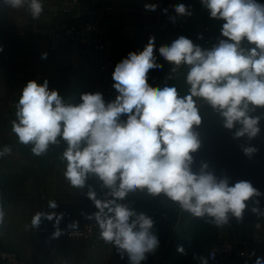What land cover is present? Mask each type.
Segmentation results:
<instances>
[{
  "label": "clouds",
  "instance_id": "obj_1",
  "mask_svg": "<svg viewBox=\"0 0 264 264\" xmlns=\"http://www.w3.org/2000/svg\"><path fill=\"white\" fill-rule=\"evenodd\" d=\"M25 2L9 0L13 7ZM202 2L211 18L225 21L221 35L227 39L212 50H202L180 36L170 46L159 48L166 61L191 66L186 76L188 95L179 96L175 87L148 84L149 70L161 67L155 62L150 38L143 51L130 52L115 66L113 87L119 94L113 102L105 104L100 93H87L81 96L82 103L65 105L57 91L48 90L46 80L42 85L29 81L19 100V122H13L12 131L21 143H31L33 153L41 155L61 137L68 144L63 158L70 184L82 187L93 173L112 189V200H96L93 192L89 196L99 209L95 219L101 238L114 243L122 257L126 253L130 264H141L159 242L150 231L151 218L117 203L129 191L146 187L153 195L163 193L195 217H213L217 225L227 222L229 212L239 218L245 201L258 194L248 182L230 187L226 179L217 182L211 173H192L189 165L190 153L199 147L192 128L201 123L194 97L219 110L226 128L242 124L237 136L247 133L253 137L259 131L258 118H251L248 112L250 105L264 106V5L256 0ZM29 8L33 18L42 11L39 0H30ZM145 8L155 11L156 5ZM175 11L190 14L184 4H177ZM245 39L255 47L242 48ZM121 114H127L126 122H120ZM38 221L39 214L33 223ZM256 264L264 261L257 259Z\"/></svg>",
  "mask_w": 264,
  "mask_h": 264
},
{
  "label": "crops",
  "instance_id": "obj_2",
  "mask_svg": "<svg viewBox=\"0 0 264 264\" xmlns=\"http://www.w3.org/2000/svg\"><path fill=\"white\" fill-rule=\"evenodd\" d=\"M62 1L39 0L42 11L36 18H33L29 8L30 0L19 7H13L9 0H4L0 8V42L5 45L4 51L0 52V170L25 174L26 177V181L16 191L0 198V212L3 213L0 219V245L16 249L23 256L24 264H58V256L62 250L76 257L74 248L78 241L87 242L86 255L101 252L105 247L112 249L116 257L113 244L93 247L90 240H73L67 235L74 227L97 222L95 214L99 209L89 192L95 193V199L103 202L115 199L111 195L112 189L104 186L98 176L92 177L91 174L87 175L82 187L70 184L64 175L67 161L63 158V153L68 148L67 142L59 148H50L45 153L36 155L32 151L33 145L21 143L12 131L13 122H19L12 101L21 97L27 81L36 80L42 85L46 80L48 90L57 91L65 105L82 103L81 96L87 93H100L103 97L99 74L95 67L87 63L80 49H75L68 43L63 44L59 51L50 49L49 29L64 19L60 11ZM103 2L112 6L103 22L106 35L118 46V63L127 58L130 52L143 51L150 38L154 41L157 63L160 54L156 53H159L158 47L163 39L172 43L183 36L179 29L181 23L214 36H222L223 23H218L217 19H206V6L202 0ZM152 4L156 5L155 11L145 8V5ZM177 4H184L190 14H177ZM185 68L188 73L189 65ZM177 72L182 74L181 69ZM119 120L126 122L127 114L120 116ZM83 146L85 145H81ZM38 159L42 162H38ZM118 185L119 180L116 182L117 187ZM53 203L55 207L51 206ZM117 203L147 217L151 209L166 212L169 217L177 214L181 208L178 202L172 201L163 193L153 195L146 187L129 191ZM38 214L39 221L34 224L33 219ZM165 223L166 221L153 222L151 233L155 236L165 235L168 232ZM158 225H165L166 228ZM245 235L244 233L241 237ZM252 245L255 246L249 264H256L257 259L264 261V241L262 244ZM160 253L157 250L155 257L157 254L159 257ZM156 258L154 259L157 260ZM121 261H117L118 264H130L127 254Z\"/></svg>",
  "mask_w": 264,
  "mask_h": 264
},
{
  "label": "built area",
  "instance_id": "obj_3",
  "mask_svg": "<svg viewBox=\"0 0 264 264\" xmlns=\"http://www.w3.org/2000/svg\"><path fill=\"white\" fill-rule=\"evenodd\" d=\"M4 0H0V8ZM112 10V6L103 2V0H63L60 3V11L64 19L49 29V45L52 51H59L63 44H70L71 47L80 49L87 63L95 67L97 70L101 84L103 86V99L105 104L113 102L119 94L113 87L115 81L112 78L115 66L118 64L117 54L118 46L108 35L104 26L105 16ZM179 29L183 32V36L189 38L195 46H199L202 50H212L222 39V36H214L194 29L184 23L179 25ZM82 46L84 48H80ZM244 49L254 48L255 45L241 43ZM5 45L0 42V52L4 51ZM191 66L189 65V68ZM36 81V80H35ZM37 82V81H36ZM38 83V82H37ZM39 84V83H38ZM40 85V84H39ZM190 85L188 84V94ZM196 101L198 110L205 108L215 112L206 100L200 97L193 98ZM20 98L12 101L16 113L19 110ZM57 143L49 144L48 149L59 147L66 143L61 137H57ZM132 204L134 201H130ZM130 202H126L129 204ZM125 203V202H124ZM107 211V209H105ZM182 208H179L177 215H181ZM149 218L153 222L167 221L168 214L157 210H149ZM179 222L178 218H172L171 225L168 226V235L166 246L171 242L172 234ZM224 224V223H223ZM218 225V233L214 243L207 250L206 259L208 264H249L252 260V251L250 245L262 244L264 241L261 231L264 230L262 221L254 222L252 229L246 232L241 240L228 238L222 229V225ZM101 229L97 222L87 223L81 227H74L67 233L68 237L73 240L87 239L92 241V246L113 244L116 257L119 262L126 253L121 256L114 243L105 242L101 238ZM241 261V262H240ZM0 264H24L23 256L16 249L0 245ZM144 264H156L154 262H146Z\"/></svg>",
  "mask_w": 264,
  "mask_h": 264
},
{
  "label": "rangeland",
  "instance_id": "obj_4",
  "mask_svg": "<svg viewBox=\"0 0 264 264\" xmlns=\"http://www.w3.org/2000/svg\"><path fill=\"white\" fill-rule=\"evenodd\" d=\"M256 2L264 5V0H256ZM205 10H206L205 17L207 20H216L215 18H211L210 11L209 9H207V7H205ZM220 21L222 23H225V21L217 19L218 23ZM163 40L165 42L163 41L161 44H159L161 46L158 47V51L159 48L162 46L171 45V42H168L169 40L168 41L166 39ZM247 42L248 41L245 39L241 43H247ZM156 54H160V53H156ZM157 64L161 65V67L150 69L149 72L147 73L148 84L152 87H159V88L175 87L177 89L179 96L183 97L188 95V91H187L188 83L186 81L187 72H185L187 71L185 68L187 64L182 63L181 65H179L181 66L180 68L179 66H176L175 64L166 61L164 57L161 55ZM180 69L182 71L181 75L179 74V72H177V70ZM180 77H182V79H180ZM28 82L29 81H27V83ZM250 109H252L251 105H250ZM199 114L204 118H206L211 123L218 126L221 130L227 129L224 124V117L220 114V112H215L210 109L202 108L199 110ZM123 115L124 114H121V117H123ZM39 161L42 162L41 159L40 160L38 159V162ZM46 165H48V162L46 163ZM90 174L92 175V177L95 176V174L93 173H89L88 176H90ZM36 176L38 178V175ZM4 197L1 196L0 198L2 199ZM174 215H175L173 216L174 218L179 217V222L172 234L171 242H169L166 246L165 240H167L168 235L171 234L169 231L166 232L165 234L166 236L162 234L157 235L156 237L159 241L157 248L153 252L147 253L146 254L147 259L141 261V264H144L146 262L151 263L153 261H156V264H206L205 252L209 247H211L208 243V240L210 234L213 232V229H215L214 218L209 217L207 215L203 217H195L190 212H187L185 210H183L181 215H177V214ZM257 218H259L260 221H262V224L264 226V209L261 212L260 216ZM222 229L224 234L228 238L235 240L241 239L242 234L247 232L246 231L247 227L245 231L237 230L236 225H234V223L230 221V214H227V222L222 225ZM261 234L264 235V230L261 231ZM87 245L88 244L85 241L83 242L78 241L75 244L74 249L76 251V257L72 256L71 254L69 255L68 252L62 250L58 256L57 263L58 264H118L117 262L118 260H116L117 258L115 257L112 249H106L105 247H103L101 252L96 251V252H92L91 255L90 253L86 255ZM253 246L255 245L249 246L251 251L253 249ZM178 248H183V252L178 251ZM157 250L158 253L160 251L161 253L159 257L157 254L156 256L157 258H156L155 254ZM153 256L157 260H155ZM72 259H74V261L71 262Z\"/></svg>",
  "mask_w": 264,
  "mask_h": 264
},
{
  "label": "water",
  "instance_id": "obj_5",
  "mask_svg": "<svg viewBox=\"0 0 264 264\" xmlns=\"http://www.w3.org/2000/svg\"><path fill=\"white\" fill-rule=\"evenodd\" d=\"M233 128L221 130L201 116V123L192 128L199 142L198 149L190 153L192 160L189 167L192 173H211L217 182L226 179L229 185L246 171L245 166L242 170L241 167L246 164L248 154L244 147L233 142Z\"/></svg>",
  "mask_w": 264,
  "mask_h": 264
},
{
  "label": "flooded vegetation",
  "instance_id": "obj_6",
  "mask_svg": "<svg viewBox=\"0 0 264 264\" xmlns=\"http://www.w3.org/2000/svg\"><path fill=\"white\" fill-rule=\"evenodd\" d=\"M252 106V105H251ZM251 118H258L257 128L259 131L253 137H250L247 133L243 136H237L236 133L243 128L240 123H235L234 128L231 131L235 137L233 142L245 149H254L248 154L246 159V164L244 167L246 170L241 174L235 181H232L229 186H234L237 182L245 181L252 185L257 191V195H253L247 201H245V209L243 210L239 218L235 217L231 212L230 221L236 225L237 230L245 231L247 227V232L252 229L255 221L259 220L261 212L264 209V106H252V109L248 112ZM251 219V220H250Z\"/></svg>",
  "mask_w": 264,
  "mask_h": 264
},
{
  "label": "trees",
  "instance_id": "obj_7",
  "mask_svg": "<svg viewBox=\"0 0 264 264\" xmlns=\"http://www.w3.org/2000/svg\"><path fill=\"white\" fill-rule=\"evenodd\" d=\"M25 181H26V177L24 174H20L17 172L7 173L5 171L0 170V196L7 197L11 192L16 190ZM173 216L175 215H170L168 217L165 225L169 226L171 224V219L174 218ZM165 225H158V226L160 228L161 226L162 228H164ZM217 233H218V225L215 223V229H213V232L210 234L209 240H208V243L210 246L214 243ZM207 250L205 252L206 264H208L207 259H206Z\"/></svg>",
  "mask_w": 264,
  "mask_h": 264
}]
</instances>
